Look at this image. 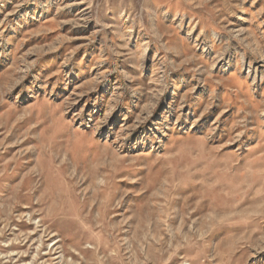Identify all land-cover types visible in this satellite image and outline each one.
Returning a JSON list of instances; mask_svg holds the SVG:
<instances>
[{
  "label": "rangeland",
  "instance_id": "obj_1",
  "mask_svg": "<svg viewBox=\"0 0 264 264\" xmlns=\"http://www.w3.org/2000/svg\"><path fill=\"white\" fill-rule=\"evenodd\" d=\"M0 264H264V0H0Z\"/></svg>",
  "mask_w": 264,
  "mask_h": 264
}]
</instances>
